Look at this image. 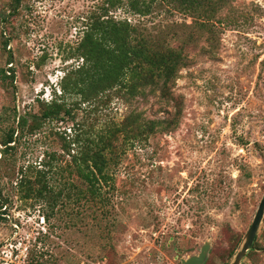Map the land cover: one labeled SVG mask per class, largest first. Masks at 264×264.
<instances>
[{
	"label": "rangeland",
	"instance_id": "374dc122",
	"mask_svg": "<svg viewBox=\"0 0 264 264\" xmlns=\"http://www.w3.org/2000/svg\"><path fill=\"white\" fill-rule=\"evenodd\" d=\"M103 1L23 0L6 23L0 19L12 58L6 65L0 49V69L15 72L12 87L0 85V110L36 112L38 102L60 94L61 78L81 62L71 56L73 48ZM8 2L0 0V9ZM110 14L150 32L192 24L161 7L145 17L124 8ZM217 16L224 20L188 50L172 101L156 94L130 103L103 98L97 107L78 105L73 122L45 124L22 137L11 158L16 167L37 166L46 152H61L56 134L71 139L75 123L99 133L130 112L145 120L178 117L174 129L123 147L108 169L107 222H117V229L106 235L105 220L97 227L85 218L65 230L58 218L43 219L40 203L12 193L0 216V264H27L29 250L55 264L64 258L74 264H180L204 243L210 248L203 264L231 261L264 193V0H231ZM260 227L254 264H264ZM247 254L240 264H253Z\"/></svg>",
	"mask_w": 264,
	"mask_h": 264
},
{
	"label": "trees",
	"instance_id": "16d2710c",
	"mask_svg": "<svg viewBox=\"0 0 264 264\" xmlns=\"http://www.w3.org/2000/svg\"><path fill=\"white\" fill-rule=\"evenodd\" d=\"M23 0H9L0 9L1 22L15 15ZM231 0H104L90 14L71 56L81 59L76 68L67 71L60 81V94L49 102H38L36 112L17 113L14 106L0 110V216L7 209L12 193L20 200H32L45 208L43 219L58 218L64 229L77 227L85 218L94 221L106 235L117 222L106 205V189L111 187L108 169L123 147L145 140L157 131L174 129L178 117L171 120H145L130 112L119 123L105 126L99 133L92 127L75 123L76 132L69 140L57 136L60 153L46 152L36 165L16 167L11 158L23 136L32 135L53 122L74 121V109L80 104L95 107L106 99L117 98L124 103L157 95L173 100L172 87L178 72L187 67L188 50L206 33L211 35L213 23H221L217 15ZM188 16L191 25L170 24L150 32L127 20L116 19L111 12L124 8L126 13L145 17L155 8ZM9 38L0 32V49L6 53L5 64L11 63L6 50ZM172 41H175L174 44ZM14 69H0V85L13 86ZM264 234V214L261 220ZM239 236L233 238L234 245ZM112 247V246H110ZM257 238L248 251L251 263ZM233 254V248L226 259ZM41 252L27 253V264H55L44 261ZM52 259V258H51ZM62 264H74L64 258Z\"/></svg>",
	"mask_w": 264,
	"mask_h": 264
},
{
	"label": "water",
	"instance_id": "95a60500",
	"mask_svg": "<svg viewBox=\"0 0 264 264\" xmlns=\"http://www.w3.org/2000/svg\"><path fill=\"white\" fill-rule=\"evenodd\" d=\"M264 214V193L257 205L253 218L250 222L248 229L246 230L242 242L238 249L236 250L234 256L228 264H240L243 258L246 256L247 252L250 250L253 241L255 239L256 233L261 224V220ZM209 244L204 243L197 255L190 256L186 259H181L180 264H203L207 257L209 251Z\"/></svg>",
	"mask_w": 264,
	"mask_h": 264
}]
</instances>
